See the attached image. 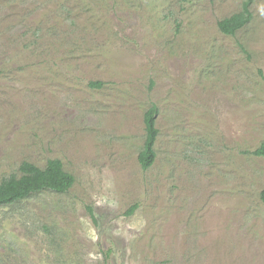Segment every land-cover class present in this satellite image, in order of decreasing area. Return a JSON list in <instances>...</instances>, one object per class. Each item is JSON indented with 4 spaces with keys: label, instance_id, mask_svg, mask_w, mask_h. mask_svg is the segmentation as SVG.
Returning <instances> with one entry per match:
<instances>
[{
    "label": "rangeland",
    "instance_id": "1",
    "mask_svg": "<svg viewBox=\"0 0 264 264\" xmlns=\"http://www.w3.org/2000/svg\"><path fill=\"white\" fill-rule=\"evenodd\" d=\"M245 1L0 0V181L74 177L0 208V264H264V0L217 26Z\"/></svg>",
    "mask_w": 264,
    "mask_h": 264
},
{
    "label": "trees",
    "instance_id": "2",
    "mask_svg": "<svg viewBox=\"0 0 264 264\" xmlns=\"http://www.w3.org/2000/svg\"><path fill=\"white\" fill-rule=\"evenodd\" d=\"M250 4L251 0H247L239 12L220 19L217 22L219 31L232 36L243 28L252 16ZM101 85V82H89L91 87H100ZM157 112V107L153 105L143 115L145 134L142 148L137 157L143 170L150 168L157 157L156 141L159 135L156 126ZM250 154L264 157V143L252 150ZM18 172V175L12 174L0 181V208L18 203L32 194L45 190L65 193L74 184L73 175L64 169L61 160L57 158L47 160L43 167L24 160L19 164ZM260 199L264 202V188L260 192ZM134 209L135 206L131 207L127 213H132Z\"/></svg>",
    "mask_w": 264,
    "mask_h": 264
}]
</instances>
